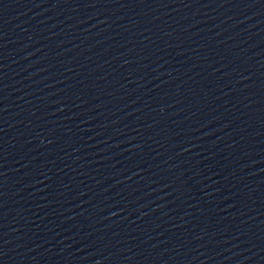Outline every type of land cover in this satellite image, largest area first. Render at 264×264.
<instances>
[{"label":"water","instance_id":"1","mask_svg":"<svg viewBox=\"0 0 264 264\" xmlns=\"http://www.w3.org/2000/svg\"><path fill=\"white\" fill-rule=\"evenodd\" d=\"M0 264H264V0H0Z\"/></svg>","mask_w":264,"mask_h":264}]
</instances>
